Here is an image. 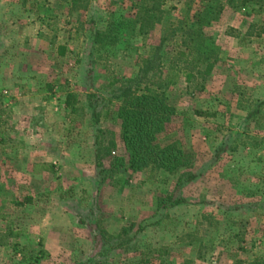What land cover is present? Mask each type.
I'll return each instance as SVG.
<instances>
[{
  "label": "rangeland",
  "instance_id": "374dc122",
  "mask_svg": "<svg viewBox=\"0 0 264 264\" xmlns=\"http://www.w3.org/2000/svg\"><path fill=\"white\" fill-rule=\"evenodd\" d=\"M109 24L115 43L97 39ZM167 77L175 112L159 142L183 147L190 164L117 167L128 157L118 94ZM99 129L104 146L115 143L103 167ZM170 198L187 203L167 209ZM118 236L133 240L109 250ZM142 259L264 261V2L0 0V264Z\"/></svg>",
  "mask_w": 264,
  "mask_h": 264
},
{
  "label": "trees",
  "instance_id": "16d2710c",
  "mask_svg": "<svg viewBox=\"0 0 264 264\" xmlns=\"http://www.w3.org/2000/svg\"><path fill=\"white\" fill-rule=\"evenodd\" d=\"M25 1L26 0H24V2ZM251 2L263 3L264 0H242V5H248ZM208 7L209 4L206 5L204 9H201L199 11V15L196 16L199 24V30H201L204 25L209 24L212 18L210 17ZM122 24L123 23L119 25V28L122 27ZM116 28H118V26L113 27L112 24H109L106 32H99L97 34V39L101 36H113L115 39L113 42H117L120 33L118 31L115 33ZM65 50V47L61 46L59 48V53L64 55ZM198 50L201 54L205 53L202 46H199ZM180 54L186 55L187 52H180ZM151 68L152 64H148V67L145 70V76ZM210 69L211 65L208 66L207 71L205 72L208 73ZM141 82L142 81L140 79L137 81L138 86ZM173 82V77H167L166 81H164V83L161 81L155 89H152L151 85L144 87L143 90L140 88H133L132 85L124 86L121 89L118 96L123 98V103L119 108L118 115L122 119L123 131L121 138L128 152V157L125 159V157L118 156L115 163L117 167H124L125 169L133 172L143 171L147 168L165 169L169 172H177L179 169L190 164L188 155L183 147L174 144L163 146L159 142V135L164 132L167 124L171 122L172 115L175 112L174 108L167 103V99L165 98L164 92L161 91V88ZM73 96L74 95L72 94L67 96V107L72 108L74 106V101L72 100ZM208 114L209 113L207 112L199 111V115L201 116H208ZM93 116L96 120L98 116L96 110L93 111ZM101 132L102 130L99 129L95 137L97 144L96 163L98 167H103L101 161L102 151L106 149L109 150V147L115 146L114 141H111L108 147L104 146L102 144V137H100ZM41 166H44V170L46 171H50L52 173L55 172V166L53 164H45ZM196 177L197 175L188 173L187 181L195 180ZM171 198L169 199L170 204L166 206L167 209L187 203L185 198H179L175 201H172ZM119 238L120 236L115 239L114 244L109 245V250L120 249L133 240V237L125 239ZM143 262L148 261L142 259L138 262V264ZM247 264H264V261L255 260Z\"/></svg>",
  "mask_w": 264,
  "mask_h": 264
}]
</instances>
